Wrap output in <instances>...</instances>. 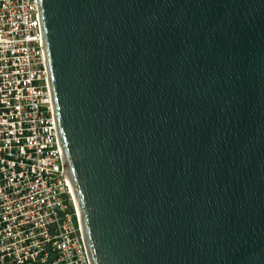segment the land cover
<instances>
[{
  "label": "water",
  "instance_id": "1",
  "mask_svg": "<svg viewBox=\"0 0 264 264\" xmlns=\"http://www.w3.org/2000/svg\"><path fill=\"white\" fill-rule=\"evenodd\" d=\"M93 264H264V0H38Z\"/></svg>",
  "mask_w": 264,
  "mask_h": 264
},
{
  "label": "built area",
  "instance_id": "2",
  "mask_svg": "<svg viewBox=\"0 0 264 264\" xmlns=\"http://www.w3.org/2000/svg\"><path fill=\"white\" fill-rule=\"evenodd\" d=\"M0 264H93L59 139L38 0H0Z\"/></svg>",
  "mask_w": 264,
  "mask_h": 264
}]
</instances>
